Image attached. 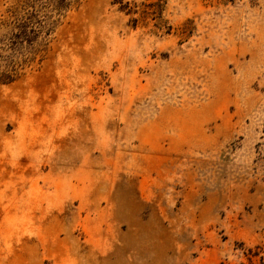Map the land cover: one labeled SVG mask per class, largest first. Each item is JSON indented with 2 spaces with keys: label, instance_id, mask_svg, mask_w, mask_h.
Here are the masks:
<instances>
[{
  "label": "rangeland",
  "instance_id": "obj_1",
  "mask_svg": "<svg viewBox=\"0 0 264 264\" xmlns=\"http://www.w3.org/2000/svg\"><path fill=\"white\" fill-rule=\"evenodd\" d=\"M65 2L0 80V264H264V0Z\"/></svg>",
  "mask_w": 264,
  "mask_h": 264
},
{
  "label": "trees",
  "instance_id": "obj_2",
  "mask_svg": "<svg viewBox=\"0 0 264 264\" xmlns=\"http://www.w3.org/2000/svg\"><path fill=\"white\" fill-rule=\"evenodd\" d=\"M31 2L33 4L29 5L30 16L27 21L25 20L27 24H22L23 18L13 12L16 17L12 22L11 36L8 37V47L11 52L5 56L7 73L0 77L2 82L15 80L20 69L35 62L39 50L34 44L40 37L50 34L55 22L53 16H50L46 10L50 7L52 11L58 12L66 5L65 0H31ZM20 56L21 60H19Z\"/></svg>",
  "mask_w": 264,
  "mask_h": 264
}]
</instances>
